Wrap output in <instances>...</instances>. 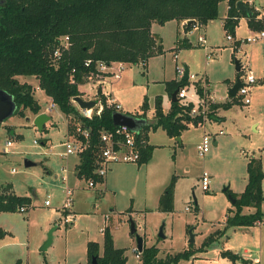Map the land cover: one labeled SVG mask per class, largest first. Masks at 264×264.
I'll return each instance as SVG.
<instances>
[{
  "label": "rangeland",
  "instance_id": "1",
  "mask_svg": "<svg viewBox=\"0 0 264 264\" xmlns=\"http://www.w3.org/2000/svg\"><path fill=\"white\" fill-rule=\"evenodd\" d=\"M254 3L261 5L260 11H264V0H254ZM226 11V1L223 0L219 3L217 18L185 34L175 20L162 26L155 23L152 30L161 37L163 52L153 56L146 66L142 63L126 64L120 78L111 80L113 84L105 83L106 89L113 91L123 112L135 114L147 99L149 107H146V115L151 118L157 94L162 95L164 105L168 102L164 82L154 78H178L176 66L181 65L196 75L184 84L190 97L196 96V85H201V77L206 73L211 90L218 98L214 103L232 102L230 107L220 108L219 114L225 116L222 119L210 120L212 114L208 112L203 126L190 122L180 136L181 141L169 136L161 126L148 130L141 127V134L146 131L149 142L156 145L152 160L140 164L113 163L107 191L103 192L98 185L88 186L87 179H74L72 170H67L71 156L63 155L62 141L67 123L73 119L72 114L66 115L57 105L54 109L45 110L50 119L45 122L46 129L42 131L34 126L32 120L35 114L29 109L25 110V116L11 114L0 123V178L11 182L16 193L31 196V204L25 211H0V264H68L69 261L86 264L87 241L100 242L103 226H109L115 236V245L124 247L127 262L134 264L139 259L135 256L136 237L130 231L131 220L136 226V233L144 237L146 244L158 246L159 256L190 247L188 238L192 229L194 242L191 247L202 257L191 259L190 256L177 264H254L243 262L241 258L233 261L221 254L222 250H230L243 257L244 247L250 251L254 248L253 255L259 259L257 264H264V222L227 226L224 233L210 242L207 250L200 249L206 236L216 229H224L227 211L234 207L225 187L229 186L237 192L243 189L246 161L252 152L261 158L264 168V53L261 46L255 44L251 45V50L249 44L234 48L233 41L226 37L227 32H231L222 22ZM246 31L245 21L239 20L234 38L245 35ZM199 35L205 36L206 48L198 43ZM177 37H188L191 43L183 45L182 41L177 42ZM207 52H210L209 58ZM236 58L247 62L256 76L249 103H244L241 96L234 99L227 97L229 81H235L236 75L242 73L235 68ZM246 70L244 68L243 72ZM18 79L33 85L34 94L45 109L49 99L36 87L37 78L20 75ZM81 88L87 90L83 91V98L98 96L92 94L95 85L89 82L81 84ZM74 104L78 107L75 101ZM7 125L14 126L22 136H8ZM219 128L223 129V133H217V144L214 145L211 140L209 151L199 156L196 145L203 130L213 138L212 133ZM6 138H12L13 143L8 152H2ZM34 139L38 143H34ZM42 139H45L44 143ZM25 158L35 161V164L26 166ZM10 166L16 170L11 172ZM203 170L210 175L207 190L201 187L200 174ZM109 172L108 169L106 175ZM172 174L176 176L173 209L160 210L159 189L163 179L167 176L168 183ZM75 181L82 185L72 191L71 213L76 218L73 223L65 222L64 216L70 212L62 208L65 188H73ZM262 189L264 193V180ZM45 199H49L50 204H45ZM110 207H114L113 210ZM261 208L264 211V200ZM54 226L51 244L40 250L49 229ZM160 226H163L165 237L159 236Z\"/></svg>",
  "mask_w": 264,
  "mask_h": 264
},
{
  "label": "trees",
  "instance_id": "2",
  "mask_svg": "<svg viewBox=\"0 0 264 264\" xmlns=\"http://www.w3.org/2000/svg\"><path fill=\"white\" fill-rule=\"evenodd\" d=\"M221 1L223 0H0V89L13 96L16 103L13 114L25 116V110L29 109L36 115L43 108L34 94L33 85L18 79L20 75H34L38 85L52 98L59 110L66 115L72 114L74 120H69L66 132H75L76 122L89 130L86 139L80 135L87 145L78 153L77 176L101 181L95 172V157L101 144L100 132L116 126L112 121L115 108L108 105L105 94L98 86V96L94 100L100 102L102 109L97 112L99 106L96 105L90 117L81 114L71 100L73 96L83 94L79 84L86 82L90 75L92 78L97 77L99 61L146 65L149 57L163 52L161 37L152 30L154 22L162 24L171 19H191L183 24L185 29L196 24L205 25L219 16ZM225 1L228 7L224 25L229 31L233 32L239 15H245L248 25L253 29L264 25V16L254 6L249 5L251 11L248 13L237 6L238 0ZM64 35L69 36L68 48L62 43ZM178 41L188 43L186 37H177ZM56 47L62 50L60 58L52 55ZM87 59L90 62L85 64ZM70 75L74 81L70 80ZM187 82L188 79L183 76L166 80V89L171 94L175 88ZM196 89L201 93L200 85H196ZM230 97L234 99L236 96ZM231 103L210 104L209 114L216 107H228ZM191 105L192 102L177 98L171 100L169 109L164 111L161 96H156L153 116L141 127L148 130L161 126L169 136L180 135L190 122H197V117L189 115ZM146 107L144 101L142 112L136 115L145 116ZM5 128L8 136H22L12 125ZM45 129L46 124L43 127ZM142 135L147 139L146 131ZM42 140L44 143L45 139ZM153 147V144L147 142L141 148L139 163L151 157ZM246 172L247 179L241 192L225 187V191L235 200L234 207L227 211L224 229L212 231L202 241L200 249L206 247L217 235L224 233L227 226H248L264 222V211L261 208L264 200V168L261 158L249 156ZM175 177V174L171 176L159 196L160 210L173 209ZM10 187V184H4L0 188V211L19 210L20 206L28 208L31 196L17 194ZM244 207L254 209L245 212ZM192 243L189 242L190 247L186 249L165 256L158 255L159 248L156 244H143L139 261L134 264H175L195 252L191 247ZM221 254L233 261L242 258L230 250H222ZM87 255L86 264H128L125 248L115 246L108 226L103 228L101 247L96 240L87 241Z\"/></svg>",
  "mask_w": 264,
  "mask_h": 264
},
{
  "label": "built area",
  "instance_id": "3",
  "mask_svg": "<svg viewBox=\"0 0 264 264\" xmlns=\"http://www.w3.org/2000/svg\"><path fill=\"white\" fill-rule=\"evenodd\" d=\"M244 2L251 5L253 0H243ZM256 10H260L255 7ZM197 25V24H196ZM229 40L233 41V46L236 49H239L242 44H251L255 42L262 41L264 44V25L259 29H252L248 34L241 36L239 38H234L232 33L227 32L226 36ZM206 39L203 35L198 36V43L202 46H206ZM62 43H64V47H69V36L64 35L62 37ZM52 55L55 58H60L62 55V50L59 47H56ZM176 57V53H174ZM206 56L210 57V52L206 53ZM240 60V71L242 73L239 74L240 80L242 84L238 87L236 91L237 96H241L242 101L244 103H249L251 101V88L253 83L256 81V76L253 74V71L250 69V65ZM90 59L85 61V64H88ZM126 65L124 61H110L103 62L99 61L97 64L98 72L96 73V78L92 79V75L88 77V80L84 83H91L95 85V94L97 93L98 84L96 81L103 80L107 77H111L112 79H118L122 75V71ZM186 66L177 65L176 73H178V79L184 75ZM244 68H247L245 72H243ZM74 68L72 69V71ZM196 75L193 72H187V79H193ZM202 83L201 88L202 91L199 93L197 89H195V97L192 98L188 95L186 85L179 86L177 89L176 96L183 101H194L189 109V115L192 117H197V124L204 125L208 117L209 106L210 104L218 101L217 96L214 91L211 90L209 83L205 80L204 77H201ZM70 80L74 81L73 76L70 75ZM37 88L40 90H44L37 85ZM106 96V100L108 105L114 106L115 110L121 111V104L114 98L111 97L108 93L103 92ZM46 95V94H45ZM47 96V95H46ZM49 99L48 106L42 111L48 109H54L56 107V103L52 100L51 97L47 96ZM71 100L74 102L73 97ZM97 103V102H96ZM78 105V104H77ZM96 105V104H95ZM97 112H100L102 109V105H98ZM79 111L81 114L86 116H91L93 112L92 108H82L78 105ZM219 133H222V129L218 130ZM89 130L86 127H83L79 122L75 124V132H66L65 139L62 141L64 146L63 155L79 153L81 152L87 145L86 141L82 139L80 135H82L85 139L88 137ZM211 134L207 131H204L201 135V138L196 146L197 153L199 156H204L210 149L211 145ZM100 147L96 153L95 157V172L101 178V181L94 180L93 178H89L87 181L88 186L94 187L98 183H103L104 177L113 163L116 162H138L141 154V148L147 143V139L141 134L140 129L138 131L133 130L126 124H116L113 128L104 129L100 132ZM13 143L12 138H6L4 141V146L2 148L3 152H8L9 146ZM34 143H38L37 139H34ZM15 170V167H12V171ZM66 170V168H64ZM65 175L62 176L64 178ZM200 182L201 187L204 190L209 188L210 183V175L207 170H203L200 174ZM72 191L73 189L69 186L65 188V200L62 205L64 210L70 211L64 216L65 222H70L73 220V213H71V201H72ZM45 204H50L49 199H45ZM27 209L26 206H20V211H25ZM107 215V214H106ZM105 226H103L104 228ZM135 256L137 258L140 257V250L137 247H134Z\"/></svg>",
  "mask_w": 264,
  "mask_h": 264
},
{
  "label": "crops",
  "instance_id": "4",
  "mask_svg": "<svg viewBox=\"0 0 264 264\" xmlns=\"http://www.w3.org/2000/svg\"><path fill=\"white\" fill-rule=\"evenodd\" d=\"M245 4H247L248 5V3H246L245 2ZM226 5H227V2H226ZM252 6H255V7H257V8H259L260 9V6L259 5H256L255 3H254V0H253V2H252V4H251ZM227 7H228V5H227ZM264 7V6H263ZM259 12H260V14L262 15V16H264V11H260V10H258ZM227 12V11H226ZM225 16H226V14H225ZM224 16V17H225ZM224 17H223V20H222V22L224 23ZM241 19H243L244 21H245V24H246V28H247V31H246V34H248L249 33V31H251L253 28H251L249 25H248V23H247V17L245 16V15H239V17L237 18V21H236V23H235V25H234V29H233V32L232 31H230L232 34H233V36H234V32H235V28H236V26H238L239 25V20H241ZM172 20H175V19H171V20H167V21H165V22H168V21H172ZM176 21V23L179 25V27H180V29H181V31H183L184 32V34L187 32V31H191L192 29H196L197 27H201V26H204V25H193L192 27H190V28H188V29H185L184 28V26H183V24L186 22V20H182V21H177V20H175ZM210 21V20H209ZM208 21V22H209ZM164 22V23H165ZM207 22V23H208ZM155 23H157V22H154L153 24H152V27H153V25L155 24ZM158 25H160V26H162L163 25V23L162 24H160V23H157ZM206 25V24H205ZM160 26H158L159 28H158V30H160ZM245 34V35H246ZM244 36V35H243ZM205 37V36H204ZM239 37H241V36H238V37H235V38H239ZM186 39H187V41H188V43H191L190 42V40H189V38L188 37H186ZM206 39V38H205ZM197 41H198V37H197ZM179 42V41H178ZM188 43H185V42H181V44H183V45H187ZM260 45L261 46V49H262V53H264V44H263V42L262 41H259V42H255V43H251V44H249V46H250V50L253 48V46H251V45ZM176 45V44H175ZM204 47V46H203ZM205 48H206V46H205ZM157 55V54H156ZM153 56H155V55H153ZM153 56H151V57H149V59L147 60V62H146V65L148 64V62H149V60L153 57ZM126 64H128V63H126ZM145 65V66H146ZM206 80H207V82L209 83V86H210V88L212 89V87H211V84H210V79H209V77H208V75L205 73L204 74V76H203ZM173 78H175V77H172V78H170V79H173ZM170 79H167V80H170ZM111 80H114V79H112L111 77H107V78H105V79H103V80H98L97 81V83L96 84H98V86L100 87V89H101V91L102 92H106V93H108L111 97H114L116 100H117V98L113 95V91L112 90H108V89H106V85H105V83H110V84H113L112 83V81ZM154 80H156V81H163L164 82V85H165V90H166V98H167V100H168V102H167V104L166 105H164L163 104V97H162V95L161 94H157L156 96H161V106H162V109L164 110V111H167L168 109H169V107H170V103H171V100H172V97H171V94L167 91V89H166V84H165V81L166 80H164V79H159V78H154ZM233 82H234V80H230L229 81V83H228V91H229V88H230V86L233 84ZM81 84H83V83H80L79 84V87H80V90L81 91H86L87 92V90H83L82 88H81ZM97 86V87H98ZM194 87H195V85H194ZM196 89V88H195ZM89 93V92H88ZM194 93H195V91H194ZM87 94V93H86ZM85 94V95H86ZM92 94H95V90H94V92H92ZM228 94V93H227ZM230 96H232V95H227V97H230ZM235 96H237L236 94H235ZM89 97H91V96H89ZM99 103L100 102H97L96 104H98L99 105ZM231 105V104H230ZM142 106H143V103H142V105H141V108H140V110H138V111H136V113H139V112H142ZM145 106H147V108L149 107V105H148V103H147V99L145 100ZM222 106H218V107H216L215 108V110L213 111V113H211L212 114V116H211V118H210V120H212L213 118H216V119H222V118H224L225 116L224 115H222V114H219V110H220V108H221ZM230 107V106H229ZM154 109H155V102H154V108H153V113H154ZM136 113L135 114H133V115H135V116H137L136 115ZM153 116V115H152ZM137 117H140V118H143L144 120H145V122L146 121H148V120H150L151 118H149L147 115H146V109H145V116H137ZM46 124V123H45ZM220 129H222V128H219L218 130H220ZM218 130L215 132V133H212V135H214L213 136V138H212V143L214 144V145H216L217 144V142H218V138H217V133L218 134H221V133H219L218 132ZM205 131V129L203 130V132ZM17 132V131H16ZM182 132H183V130L181 131V133H180V135H177V136H174V137H176V139L177 140H179V141H181V134H182ZM222 133H223V129H222ZM173 137V136H172ZM147 142L148 143H151V142H149V135L147 134ZM151 144H153V143H151ZM198 144V143H197ZM153 150H152V154H151V157L147 160V161H145L146 163L147 162H149L150 160H152V158H153V153H154V149L156 148V145L155 144H153ZM197 146V145H196ZM3 148V147H2ZM1 151H2V149H1ZM3 152V151H2ZM253 153V152H252ZM251 153V155H254V154H252ZM67 155H70L71 157H69V160H70V164H67V170L68 171H71L72 170V175H73V178L74 179H77V178H79L78 176H77V174H76V165H77V163L79 162V155L77 154V153H72V154H67ZM250 155V156H251ZM65 156V155H64ZM73 156H75L76 158H74ZM254 156H256V155H254ZM68 159V158H67ZM247 162V161H246ZM138 164H140L139 163V161H138ZM112 166V165H111ZM110 166V168H109V170H110V172H109V175H105V177H104V180H103V183H98L97 185H98V187H100L101 189H102V191L104 192V191H107L109 188H108V186L110 185V183H111V178H112V174H113V169H112V167ZM12 167H14V166H10L9 167V170L11 171V172H14V171H12ZM112 169V170H111ZM173 175V174H172ZM171 175V176H172ZM171 178V177H170ZM246 179H247V172H246ZM167 180H168V178H167V176L163 179V181H162V185H161V187H160V189H159V196H160V194L162 193V191H163V189H164V187L167 185ZM245 183H246V181H245ZM4 184H10L11 185V187L9 188V189H11V190H13L14 192H15V190H14V188H13V185H12V183L11 182H9L8 180L7 181H4L3 179H1L0 178V188H1V186L2 185H4ZM79 186H82V185H79V184H77L76 183V181H75V183H74V185H73V190L74 191H76L77 189H79L80 187ZM244 186H245V184H244ZM244 188V187H243ZM243 190V189H242ZM242 190H240V191H235V192H237V193H239V192H241ZM16 193V192H15ZM18 194V193H17ZM173 198H174V192H173ZM158 199H159V197H158ZM113 208L114 207H110V210H113ZM246 208L247 209H249L250 207H244V209H243V211H245L246 210ZM252 209H253V207H251ZM249 209L248 210V212H250V211H252V209ZM62 210V209H61ZM73 211H76L75 209H72ZM171 211V210H170ZM245 212H247V211H245ZM75 214L73 213V220H72V223H73V221L75 220ZM257 223H261V222H257ZM109 227V226H108ZM112 233V232H111ZM113 236V241H114V244H115V236H114V234L112 235ZM165 237V236H164ZM91 240V239H90ZM102 240H103V235H102ZM102 240L99 242L98 240H96L99 244H100V247H101V243H102ZM52 242V241H51ZM51 244V243H50ZM49 244V245H50ZM143 244H146V241H145V239H144V237H143ZM188 244H189V242H188ZM188 244H187V246H188ZM48 245V246H49ZM146 245H148V244H146ZM150 245V244H149ZM211 245V243L208 245V246H206V247H204L203 248V250L205 251V250H207V248L209 247ZM47 246V247H48ZM116 246V245H115ZM186 248V247H185ZM252 250L250 251V249H248V247H244L243 248V252H244V255L245 256H243L242 258H241V261H243V262H249V261H251L252 263H254V264H257L258 262H259V259H258V257L256 256V255H253V249L254 248H251ZM195 257H202V255H197L196 254V252L193 254V255H191V259L192 258H195ZM191 262H193L194 263V260H191ZM128 263V262H127ZM68 264H82L81 262H79V263H73V261H69V263ZM129 264V263H128ZM177 264V263H176Z\"/></svg>",
  "mask_w": 264,
  "mask_h": 264
},
{
  "label": "water",
  "instance_id": "5",
  "mask_svg": "<svg viewBox=\"0 0 264 264\" xmlns=\"http://www.w3.org/2000/svg\"><path fill=\"white\" fill-rule=\"evenodd\" d=\"M237 6L240 9L245 10L248 13L251 11L249 5L245 4V2L243 0H238ZM186 21L190 22L191 19H188ZM235 68L237 71L240 70V60L238 58L235 59ZM187 72H188V68L185 67V72H184L183 78H187ZM241 84H242V82L240 80L239 74H237L235 81L233 82V84L229 88L228 94L229 95H235L238 87ZM177 89L178 88H175L171 93L172 100H175L178 98L176 96ZM73 100L82 108H92L96 104V101L94 99H86V98H83L81 95L73 96ZM15 108H16V103L13 99V96L11 94L5 92L4 90L0 89V123L3 122L5 120V118H7L11 114H13ZM49 119H50V114H48L45 111H42V112H40L34 116L32 122H33L34 126L39 131H42L45 122ZM112 121L114 124H126L135 131H138L141 128L142 124L145 123V120L143 118H140V117H137L133 114H129V113L119 111V110H115L112 112ZM24 164L26 166H30V165L35 164V161H33L29 158H25ZM234 200L235 199L233 197H231V202H234ZM55 227L56 226L49 229V231L47 233V237L45 238V240L42 242L41 246L39 247L40 250H45L47 248V246L51 243V241H52V230ZM162 227L163 226H160L159 236L164 237L165 235L162 231ZM130 231H131V233H135L136 247L138 250H141L143 247V237L140 234L136 233V226L132 220H131ZM188 242H194V234L192 232V229L189 230ZM92 260H93V262H95V258H93Z\"/></svg>",
  "mask_w": 264,
  "mask_h": 264
}]
</instances>
